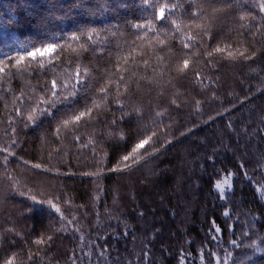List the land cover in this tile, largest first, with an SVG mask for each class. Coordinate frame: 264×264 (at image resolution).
<instances>
[{
	"label": "trees",
	"instance_id": "trees-1",
	"mask_svg": "<svg viewBox=\"0 0 264 264\" xmlns=\"http://www.w3.org/2000/svg\"><path fill=\"white\" fill-rule=\"evenodd\" d=\"M259 2L0 0V60L20 43L61 46L38 57L42 66L0 72V264L14 254L15 264H181L182 256L184 264H216L229 252L227 264H264V252L248 247H264ZM73 85L74 108L40 114L49 109L36 108L41 98ZM102 87L108 99L95 119L63 127L101 99ZM152 132L137 162L122 160ZM225 177L231 186L221 192L215 184ZM47 200L72 220L63 231L59 214L40 202ZM212 221L220 233L209 231Z\"/></svg>",
	"mask_w": 264,
	"mask_h": 264
},
{
	"label": "snow or ice",
	"instance_id": "snow-or-ice-1",
	"mask_svg": "<svg viewBox=\"0 0 264 264\" xmlns=\"http://www.w3.org/2000/svg\"><path fill=\"white\" fill-rule=\"evenodd\" d=\"M167 6H162L159 8V13H158V17L157 19L163 21L165 20V8ZM173 8H175V5H173ZM259 9L261 12H264V0H260L259 2ZM243 19V17H241ZM172 23L175 25L176 22L172 21ZM136 28H143L145 27V25H141V24H137L135 25ZM147 27L151 30H154L153 26L151 23H149L147 25ZM177 29L179 30V25H176ZM197 27H199V25H197ZM94 31V30H93ZM84 35H87L89 37V39L91 40V32H86L84 33ZM146 35V33H145ZM70 39L72 40H76L79 41L81 39L80 35L77 34H73L72 37H70ZM189 39H193V37L189 36ZM161 44H163L164 42L161 40L159 41ZM190 45L185 43L184 47L187 48ZM61 47L58 44H47L44 45L42 47H36L34 44L31 46V48H29V44L28 43H20L17 47V53L14 57H8V59L6 60H0V72H4L5 68L7 67H13L16 68L18 71H24L27 68L31 67L32 63L35 62L36 64L39 65H43L44 61L43 59H38L39 58H43V57H47V56H51V54L56 53L57 52V48ZM81 47H83V45H81ZM23 51H20V50ZM75 51V49H73ZM215 52L219 53V52H223L224 49L217 47L215 50ZM213 55V52L209 51L207 52V56L211 57ZM241 57H244L245 54L244 52H241L239 54ZM228 56L229 57H234V54L232 52H228ZM245 58H251V57H245ZM8 60L13 61V63L11 65L8 64ZM127 58H125V63H127ZM145 64H147V60L144 61ZM189 65V61L185 60L183 62V68L181 69V71H184V69H187ZM77 77H80V72L77 71L75 74ZM85 75H87V70H85ZM197 77L199 78V74H197ZM124 77L123 75H121L120 80H123ZM82 83V79L81 80H77L76 84H81ZM52 85L53 88L56 87V81L53 80L52 81ZM65 88H67V84L64 85ZM117 92H119L120 90V85H119V81L117 82V88H116ZM100 92L103 93V96L101 97L100 100H95L93 99L91 102V105L86 106V110L83 111H78L76 113H73L72 115L69 116L68 119H65L62 123V126L67 128L69 126V124L73 125V127H76L79 125V122L85 118L87 119H95V117L92 115L93 113V109L99 110L102 107V102L103 103H107V99H108V87H102L100 89ZM77 94V88L76 85H73V87L66 93L60 94L58 95L56 91H50L49 95L51 98L45 100L44 98H41L40 101L36 104V108H40V104H48L49 105V109H43L40 108V114L41 115H45V114H51L50 109L51 108H55L57 104H64V105H71L72 108L75 107V97ZM71 110V109H70ZM19 114V112H18ZM159 115V114H158ZM27 119L29 121H34L35 117L34 114H29ZM59 131V130H57ZM156 133L152 132V135L147 136L144 139L139 140L138 143L135 144V146L132 148V151L128 154L125 155L122 160L123 161H133V162H137L135 157L137 156V154L140 153L141 149H144L146 145H148L150 143V141H152V136H155ZM77 139H79V137H77ZM0 151H7V149H0ZM11 154V153H10ZM140 158H143V155L140 156ZM7 159V158H5ZM34 167H41V165L36 164L34 165ZM124 167H130L129 164H124ZM112 170H121L120 166L118 165L116 169H112ZM98 173H92V174H87V175H96ZM225 186H231L229 183V178L225 177L223 180L221 181H217L215 184V187L217 189H219L221 192L224 191ZM23 194V193H22ZM31 199H33L34 201L36 200L35 196H32ZM41 203H47L51 209H53L55 211V213L59 214V220L61 221L62 227L60 229H57L56 231H63V223L66 221L67 225H71L72 224V220L67 219V217L64 215L63 211L61 210V207L53 202L52 200H47V201H40ZM66 204L70 203L69 201H65ZM225 215H228V213H225ZM77 231H79V229H77ZM210 232H214V233H220L221 229L219 226H217L215 224V221H212V227L209 229ZM217 236L213 235L212 236V240H216ZM53 240V237L51 235H49L47 237V239H45L44 237H40L38 239H36L34 241L35 244L37 245H42L45 243H49ZM231 243L233 245L239 246L238 242L236 240L231 241ZM248 247H252L255 249L256 252H264V247H260L257 244H252L249 245ZM100 255H104L103 252L100 253ZM211 255V254H210ZM231 253H227L223 258H221L220 256H217L215 258L216 264H221V260L223 259L225 264H227V260L231 257ZM17 259V256L11 255L9 258L4 259L3 260V264H15ZM29 260L32 259V256L29 255L28 257ZM184 259L185 257H181V264H184ZM241 264H243V262H241Z\"/></svg>",
	"mask_w": 264,
	"mask_h": 264
}]
</instances>
